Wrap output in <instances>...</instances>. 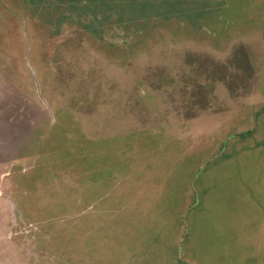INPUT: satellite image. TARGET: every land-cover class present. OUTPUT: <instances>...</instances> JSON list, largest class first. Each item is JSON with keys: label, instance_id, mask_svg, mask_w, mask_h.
<instances>
[{"label": "rangeland", "instance_id": "rangeland-1", "mask_svg": "<svg viewBox=\"0 0 264 264\" xmlns=\"http://www.w3.org/2000/svg\"><path fill=\"white\" fill-rule=\"evenodd\" d=\"M0 264H264V0H0Z\"/></svg>", "mask_w": 264, "mask_h": 264}, {"label": "trees", "instance_id": "trees-1", "mask_svg": "<svg viewBox=\"0 0 264 264\" xmlns=\"http://www.w3.org/2000/svg\"><path fill=\"white\" fill-rule=\"evenodd\" d=\"M74 1H75V0H74ZM77 1H79V0H77ZM77 5H79V4H78L77 2H74L73 5H71V6H74V8H75V7H77ZM83 8H85V9L91 8L90 2H88V3H84ZM61 20H62V19H61Z\"/></svg>", "mask_w": 264, "mask_h": 264}]
</instances>
